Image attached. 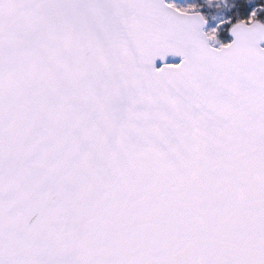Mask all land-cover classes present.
<instances>
[{
  "label": "snow or ice",
  "instance_id": "6c2138e0",
  "mask_svg": "<svg viewBox=\"0 0 264 264\" xmlns=\"http://www.w3.org/2000/svg\"><path fill=\"white\" fill-rule=\"evenodd\" d=\"M0 264H264V0H0Z\"/></svg>",
  "mask_w": 264,
  "mask_h": 264
}]
</instances>
